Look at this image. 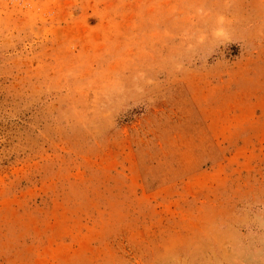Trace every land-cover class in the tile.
I'll use <instances>...</instances> for the list:
<instances>
[{"label": "rangeland", "instance_id": "obj_1", "mask_svg": "<svg viewBox=\"0 0 264 264\" xmlns=\"http://www.w3.org/2000/svg\"><path fill=\"white\" fill-rule=\"evenodd\" d=\"M0 264H264V0H0Z\"/></svg>", "mask_w": 264, "mask_h": 264}]
</instances>
